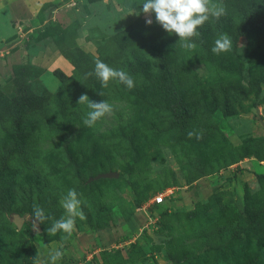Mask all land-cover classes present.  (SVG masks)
I'll use <instances>...</instances> for the list:
<instances>
[{
    "label": "rangeland",
    "instance_id": "rangeland-1",
    "mask_svg": "<svg viewBox=\"0 0 264 264\" xmlns=\"http://www.w3.org/2000/svg\"><path fill=\"white\" fill-rule=\"evenodd\" d=\"M45 1L57 6L42 8L38 14ZM234 1L216 0L223 3L226 14L218 20L210 17L198 29L200 35L196 38L200 45L195 49L181 48L179 41L171 55L177 63L181 55L185 61H191L189 67L204 85L225 78L219 68L227 67L216 66L211 58L227 60V52L216 55L211 48L220 34L229 36L230 27L237 26V19L230 12ZM137 3L141 0H0V87H13L12 65L32 63L43 68L38 79L53 93L58 81L52 70L59 68L69 75L72 69L70 64L65 67L61 63L55 41L74 42L96 57V45L107 36L125 28L136 17L145 22V15L135 8ZM152 19L155 21L154 14ZM47 24L50 30L45 27ZM261 27L264 30V25ZM143 34L147 33H136L141 42L131 49L142 57L148 53ZM248 42L247 36L240 35L235 44L241 68L238 78L245 84L254 65V55L247 52ZM207 44L209 49L204 47ZM131 50L127 58H133ZM105 58L109 66L124 70L134 79L135 86L127 93L132 107L137 108L139 88L154 95L149 83L143 85L140 78L145 66H116L114 61H123ZM148 60L146 56L143 61ZM262 61L264 56L260 55L257 64ZM98 81L93 75L91 85ZM114 82L121 87L122 83ZM79 95L68 88V95L53 106L54 127L39 126L29 135L38 140L45 138L39 142L41 149L36 153V161L5 180V187L8 183L13 187L19 185L20 191L32 194V210L33 205L46 207L44 212L50 217L39 224L40 233L36 235L31 227L33 212L24 211L20 197L13 195V204L21 212L6 213L5 221L16 238L27 240L34 257L47 264L48 253L59 249L64 254L56 264H173L169 254L181 264L261 263L252 261L257 248L254 237H250L246 247L233 253L210 254L205 250L213 245L209 242L212 232L239 229L242 218L247 221V216L264 221V84L260 83L258 91L247 96L236 113L220 118L218 131L199 144L183 142L181 136L175 140L164 136L155 139L151 135L152 116H132L126 102L120 99H101L111 104L113 110L93 127H87L83 118L89 109L85 104H77ZM111 96L117 97L118 93ZM62 103L69 108L65 112L59 111ZM70 135L72 141L64 150L59 137ZM67 154L75 161L77 170L68 162ZM232 160L236 161L227 164ZM34 165L41 174L38 177ZM201 166L214 172L194 180L186 176ZM107 171H114L117 176L94 178ZM77 173L85 179L83 185L76 186ZM40 177L49 178L48 193L41 190L44 179ZM69 189L76 190L86 219L76 218L70 237L65 238L66 234L60 231L48 235L45 229L53 220L66 215L61 200ZM164 191L167 194L163 202L153 205L151 198ZM14 214L22 220L20 227L12 220ZM12 260L8 253H0V264Z\"/></svg>",
    "mask_w": 264,
    "mask_h": 264
},
{
    "label": "trees",
    "instance_id": "trees-1",
    "mask_svg": "<svg viewBox=\"0 0 264 264\" xmlns=\"http://www.w3.org/2000/svg\"><path fill=\"white\" fill-rule=\"evenodd\" d=\"M139 4H135L137 10L141 8ZM56 6V3L45 1L41 4L38 14L41 13L42 8ZM230 12L237 19V26L230 27L232 30L229 31L232 49L227 52V60L224 58L222 60L219 57H215L214 60L211 58L216 66L225 65L227 67L219 68L225 78L214 83L202 84L195 70L189 67L192 62L185 61L182 55L179 63L176 59H172L171 55L179 42L178 37L168 34L155 21L151 25H146L141 17H136L125 28L107 36L104 42L98 43L96 57L84 52L74 42L66 43L64 41L62 43L61 40H56L54 44L57 51L69 62L72 69L69 75L64 74L59 68L52 70V75L58 81L53 93H49L38 79L43 68L32 63L12 65L10 81L13 87H0V253L4 251L13 258L6 264H32L34 251L27 240L16 238L5 221L6 213L21 212V209L16 208L13 204V195L20 197L24 211L33 212L31 208L32 194L20 191L19 185L13 187L8 183L5 187V180L10 178L11 173L14 177L15 171L19 172L28 166L31 167L33 161H36V153L41 149L39 142L45 138L38 140L36 137L30 138L29 135L39 126L51 125L54 127L55 121L53 118L51 119L52 113L55 112L53 106L62 102L61 99L63 100L68 95V88L71 87L73 93H85L89 99L95 98L97 102L104 98L105 100H124L128 111L134 117L152 116L154 123L151 122L153 125L151 135L155 139L164 136L175 140L177 136H181L183 142L194 143L203 141L206 136L218 131L219 119L236 113L241 109L242 102L246 100L247 96L258 91L260 83L264 84V63L262 61L259 65L257 64L259 56H264V30L261 27L264 25V0H236ZM228 19L227 23L230 22ZM144 25L148 29L143 30L141 26ZM45 27L48 30L51 28L50 24ZM141 31L147 33L143 36H146L145 42L148 44L146 46L148 53L145 55L149 58V63L143 61L146 56L142 57L138 52L131 50L141 42L135 36L137 32ZM253 33L258 34L253 36ZM240 35L247 36L249 41L247 52L254 55L252 61L254 65L246 84L241 82V78H238L241 68L240 61L235 54V44ZM124 42L128 43L123 44ZM192 42L196 46L200 45L196 37ZM208 44L204 46L205 49H209ZM114 45L116 47L111 48ZM130 50L134 55L133 58H127V53ZM106 56L123 61L119 63L114 61L113 65L116 66H145L140 78L143 85L145 82L149 83L150 92L155 91L154 95L146 93L147 90L144 88H139L137 91L139 95L136 96L138 105L137 108H134L132 107L133 102L128 103L130 100L127 97L129 89L124 84L119 88L112 80L109 81L107 88H102L100 81L91 85L93 76L85 77V74L93 70L96 58L105 62ZM110 66L113 67L111 64ZM146 66H151L152 69H148ZM100 92L103 93L102 96L98 95ZM156 92L160 94L159 97ZM113 93H118V96H111ZM60 106L62 108L59 111L65 112V109H69L63 103ZM190 131L199 133L200 138L197 139L195 135L189 138L187 134ZM59 138L64 150L67 149L68 144L72 141L71 135L67 138ZM67 159L77 170L78 167L69 154H67ZM234 161L236 160L227 162V164ZM34 169L35 177L41 175L35 165ZM212 172L214 169L206 170V167L201 166L186 176L194 180ZM40 178L44 179L43 185L40 186L41 190L48 193L49 190L47 192L46 189L49 178ZM96 179L104 180L103 178ZM84 181L83 176L77 173L76 186L83 185ZM242 220L243 224L239 229L212 232L209 235V242H212L213 245L208 246L205 251L210 254L233 253L238 248L246 247L254 237L257 248L252 261L264 264V221L256 216H247V221L244 218ZM169 258L173 264H181L174 255L169 254Z\"/></svg>",
    "mask_w": 264,
    "mask_h": 264
},
{
    "label": "clouds",
    "instance_id": "clouds-1",
    "mask_svg": "<svg viewBox=\"0 0 264 264\" xmlns=\"http://www.w3.org/2000/svg\"><path fill=\"white\" fill-rule=\"evenodd\" d=\"M142 7L139 12L145 15V24L153 23L152 15L154 14L155 22L162 27L168 34H174L181 42L180 47L192 50L196 44L192 42L194 37L200 33L198 29L211 18L219 19L226 14L225 6L222 2L216 0H141ZM138 12V14H139ZM232 49V40L227 34H220L214 41L211 48L213 54L219 55L222 52H228ZM95 76L102 88H107L109 81L115 80L124 84L128 89L135 86L134 79L124 70L109 66L99 58L94 60V68L85 74V77ZM98 95L102 96L100 92ZM77 104H85L89 109L87 115L83 118V124L87 127H93L95 123L107 114L112 112V105L107 101L90 100L88 95L82 93L77 99ZM189 138L200 134L190 131L187 134ZM81 200L75 189H69L61 200V206L66 215L59 219L53 220L50 227L45 229L48 235H55L58 231L70 237L75 228V220L78 217L81 220L86 216L81 208ZM50 217L46 216L44 209L38 205H33L32 229L36 235L40 233L39 224H43ZM63 252L54 249L48 253L47 264H56L63 257ZM33 264H46V262L37 256L32 258Z\"/></svg>",
    "mask_w": 264,
    "mask_h": 264
},
{
    "label": "water",
    "instance_id": "water-1",
    "mask_svg": "<svg viewBox=\"0 0 264 264\" xmlns=\"http://www.w3.org/2000/svg\"><path fill=\"white\" fill-rule=\"evenodd\" d=\"M117 176V173L114 172V171H107V172H103V173H98L94 176V178H115ZM13 222L15 223V225L17 227H20L21 226V223H22V220L21 218L17 215V214H14L13 215V218H12Z\"/></svg>",
    "mask_w": 264,
    "mask_h": 264
},
{
    "label": "built area",
    "instance_id": "built-area-1",
    "mask_svg": "<svg viewBox=\"0 0 264 264\" xmlns=\"http://www.w3.org/2000/svg\"><path fill=\"white\" fill-rule=\"evenodd\" d=\"M166 194H167L166 191L158 192L155 196H153L151 198V203L152 204H160V203H162Z\"/></svg>",
    "mask_w": 264,
    "mask_h": 264
},
{
    "label": "crops",
    "instance_id": "crops-1",
    "mask_svg": "<svg viewBox=\"0 0 264 264\" xmlns=\"http://www.w3.org/2000/svg\"><path fill=\"white\" fill-rule=\"evenodd\" d=\"M60 57H61V63L65 66V67H68L69 66V63L60 55L58 54ZM71 66V65H70Z\"/></svg>",
    "mask_w": 264,
    "mask_h": 264
}]
</instances>
